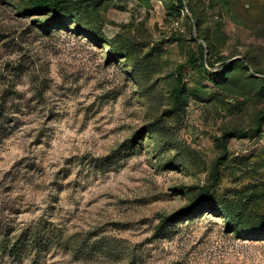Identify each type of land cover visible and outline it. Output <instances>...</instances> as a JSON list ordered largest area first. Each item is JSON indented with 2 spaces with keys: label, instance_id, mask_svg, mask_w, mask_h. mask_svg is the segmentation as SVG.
I'll use <instances>...</instances> for the list:
<instances>
[{
  "label": "rangeland",
  "instance_id": "1",
  "mask_svg": "<svg viewBox=\"0 0 264 264\" xmlns=\"http://www.w3.org/2000/svg\"><path fill=\"white\" fill-rule=\"evenodd\" d=\"M59 1L0 0V264H264V0Z\"/></svg>",
  "mask_w": 264,
  "mask_h": 264
},
{
  "label": "trees",
  "instance_id": "2",
  "mask_svg": "<svg viewBox=\"0 0 264 264\" xmlns=\"http://www.w3.org/2000/svg\"><path fill=\"white\" fill-rule=\"evenodd\" d=\"M60 2L61 1H59V0H36V4L39 8H42V9L50 8L54 11L59 10ZM41 24H44V23H41ZM200 65L202 66V68L208 70V68L205 64V61H204V55H201V57H200ZM181 68H183V66H181L180 69ZM182 92H183V87H182V85H180L175 90V94H176V97L178 99L181 98ZM203 206H207L210 209L217 207L215 200H214L213 193L210 190L205 191L203 193L202 197L199 199V201L196 204L183 207V208L177 210L176 212H174L170 215H167L166 217H164L163 222L171 221L173 219H178L182 216H190L194 212L199 210L200 208H203Z\"/></svg>",
  "mask_w": 264,
  "mask_h": 264
},
{
  "label": "built area",
  "instance_id": "3",
  "mask_svg": "<svg viewBox=\"0 0 264 264\" xmlns=\"http://www.w3.org/2000/svg\"><path fill=\"white\" fill-rule=\"evenodd\" d=\"M264 139V132L261 134V140Z\"/></svg>",
  "mask_w": 264,
  "mask_h": 264
}]
</instances>
